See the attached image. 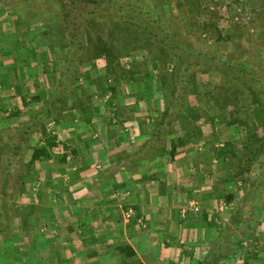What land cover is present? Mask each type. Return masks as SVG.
Here are the masks:
<instances>
[{"label":"crops","instance_id":"obj_1","mask_svg":"<svg viewBox=\"0 0 264 264\" xmlns=\"http://www.w3.org/2000/svg\"><path fill=\"white\" fill-rule=\"evenodd\" d=\"M2 48L0 163L3 164L7 159L1 152L17 134L22 119L38 103L34 99L40 96L43 101L48 94L51 99L61 83L63 61L60 64L51 60V57L57 59L56 55L50 47H42L38 42L23 45L12 41ZM97 94L92 92L90 102L84 103L85 112L73 109L76 100H83L82 95L69 98L67 108L59 119L50 120L47 129L58 137L59 146L54 155L35 162L29 175H21L26 188L30 178L32 183L28 188H32L26 191H31L33 198L26 213L23 211L28 219L21 223V231L24 235L32 230L39 234L24 238L19 234L18 247L23 254L15 264L32 261L34 264H187L188 257L197 259V264L218 259L223 264V257L212 255L220 237L214 238V229L210 227L215 216L214 205L207 203L201 210L197 201V158L186 157V151H182L195 147L197 139L179 147L174 158L169 154V140L164 153L154 157L136 156L151 140L155 126L139 124L130 134L131 127L126 129V126L138 120L137 111L119 116L120 120L112 118V123L119 122L123 127L112 124L102 128L99 106L91 107ZM142 115L148 116L149 112ZM129 135L136 136V141L132 140L135 146L127 140ZM108 140L113 143L111 147L106 145ZM111 167L113 172L105 177ZM202 192L204 202H210L211 191L208 195L205 189ZM54 197L57 199L52 200ZM31 213L35 215L34 223L29 219ZM44 217L46 222H40ZM255 233L261 236L256 241L259 244L255 243L258 249L252 257L249 254L244 259L250 264H264V222ZM119 246H129L134 254L121 253ZM196 248L201 250L199 256Z\"/></svg>","mask_w":264,"mask_h":264},{"label":"trees","instance_id":"obj_2","mask_svg":"<svg viewBox=\"0 0 264 264\" xmlns=\"http://www.w3.org/2000/svg\"><path fill=\"white\" fill-rule=\"evenodd\" d=\"M242 1L246 3L245 5L251 6L252 19L249 23L257 22L258 25L263 26L264 0ZM169 2L168 0H154V2L152 0H15V5L20 8L14 9V11L19 15L23 11L22 6L27 3L38 7V11L36 13L26 8V11L33 14V16H26L20 24V29L25 27L26 31L24 30V33L21 34L17 26V30L15 29L17 33L6 32V42L13 41L18 44L21 37H26L28 44L31 42L45 43V46L54 50L55 54L59 50L65 51L66 54L62 59L61 83L52 98L45 103L41 113L35 114L34 117L29 118V121L20 124L17 134L3 152L7 162L2 164L4 170L0 173V204L7 200L8 207L12 209L14 205L12 190L14 191L20 182L21 191H23L25 181L20 176L21 161L28 153H30V158L24 164L26 165V176L30 174L31 167L35 162L49 159L54 155L59 146L58 137L49 133L47 129L50 120L59 119L67 108L69 98L85 95L86 84L87 87L90 86L87 92L91 91L90 88H96L92 92L99 91L98 93L102 97L109 96L107 105L114 108L117 105L112 103V98L117 95L119 84L123 80L141 83L143 78L136 76L139 73L144 75L146 72L145 74L151 77L148 63L152 59L155 61L154 57H160L158 62L163 65L160 68L161 74L158 76L161 87H167V82H171V86L165 89L168 97L165 110L157 108L160 115L157 119H153L155 128L152 138L146 142V145L136 156L154 157L165 151L166 143L169 140L171 144L169 154L174 158L179 147L184 146L191 139H197L198 134L196 136L194 123L206 114H202L198 108L188 106V95L200 96L197 79L199 74H203L216 75L219 78L213 95L207 97V100L217 108L216 113L224 114L231 107L230 111L234 120L230 123L239 124L246 132V139L241 142L240 148L244 149L248 157L247 160L250 164L248 167L251 168L250 166L260 159L261 153L264 152V136H259L255 131L260 125L264 130L263 30L256 32V35L259 33V36L255 39V44L245 46L240 39L242 36L238 35L244 34L239 25H237V31L234 30L227 35L223 34L218 25L219 11L216 7H212L203 0H184L182 1L183 5H177V8L180 10L181 7H188L192 16V24L197 26V32H200L201 35L206 34L218 42H232L239 53L235 58L196 50L186 43L180 34L169 29L170 26L167 22L169 20L164 17V9ZM77 3L82 5L81 11L77 8L73 9ZM48 5L54 6L52 8L54 12L39 11L43 6ZM74 10L80 12L73 13ZM33 27H37V29L34 30ZM137 54L144 58V62L141 64L135 62L137 65L131 62L130 68L121 65V58ZM56 57L57 59L51 57V60L57 62L60 56L56 54ZM100 59L106 62L100 72L96 73L95 70H92L91 76L90 72H82V67H88L89 70ZM167 63H172L173 67L169 75L167 66H164ZM137 68L138 70H136ZM83 77L85 78L84 85L80 84ZM40 98L38 96L34 100L40 102L42 101ZM76 101L77 104L75 103L73 109L85 112L87 105L80 99ZM184 108H187V115L184 118L194 126H183V131L180 132L176 125L181 119V110ZM143 124L147 125L145 122ZM42 140L44 141L43 145L41 144ZM222 147L216 151L217 158L221 161L226 157L229 158L227 167L231 170L232 158L239 155L235 150L237 146L228 142L224 143ZM66 153L63 154L64 158L67 156ZM73 153L76 154L75 151ZM108 171L105 177H109L110 172H113V167ZM235 171L233 172L234 177L246 172L242 165ZM254 187L257 189L254 194L236 203L230 224L222 230L213 247V257L218 255L221 257L222 254L218 249L222 246L226 234L231 233L234 226L238 227V233L235 234L233 244L240 246L239 248L243 247L244 241L251 240L252 233L257 231L260 222H253L255 214H249L244 209V204L246 200L248 202L257 201L258 204L254 209L260 212L264 211V172ZM225 199L228 204L234 203L236 195L234 193L225 195ZM247 214L250 216L247 217L246 225L243 219ZM5 223L0 217V234L2 235L9 231L8 228L3 229ZM240 233L245 234L246 237L241 238ZM10 251V257H7L9 259L4 258L3 264H8L9 261L10 264H15L23 254L18 246L11 248ZM119 251L128 255L134 254L129 246H119ZM209 262L212 261L207 260L200 264Z\"/></svg>","mask_w":264,"mask_h":264},{"label":"rangeland","instance_id":"obj_3","mask_svg":"<svg viewBox=\"0 0 264 264\" xmlns=\"http://www.w3.org/2000/svg\"><path fill=\"white\" fill-rule=\"evenodd\" d=\"M11 1V2H10ZM154 2V0H152ZM170 1L167 6H165L164 9V17L165 19L169 20L167 21L169 24V29L171 31L177 32L180 34L186 43H188L190 46H192L196 50L204 51V52H211L214 54H219L224 57L232 56V57H238V51L236 50L237 47L234 45V43L229 42H218L213 38H210L208 35L203 34L201 35L200 32H197V26L192 24V16L189 13L188 7H181L180 10L177 8V5H183L182 1L184 0H168ZM187 1V0H186ZM207 2V4L211 5L212 7H216L218 9V16L219 21L218 25L219 28L222 30L224 35L230 34L234 30L237 31V25L240 26L241 30L243 31V35L238 34L239 36H242L241 42L245 46H249L251 44H255V39L259 36V33L256 32L259 30H263L264 32V25L260 26L257 22L251 24L249 23L252 19V14H250V7L249 5H245L246 3L242 0H203ZM7 2H10L9 4ZM82 5L80 3L75 4L74 8H77V10H80V7ZM23 7V11H21V15H19L14 9L18 10L20 7L15 5V0H0V49H3L2 47L6 45V32L11 31L12 34L17 33V26L21 34L24 33V30L26 31L25 27H22L20 29V24L23 22L25 17H29V15L33 16L32 13L26 11L27 9H30L29 11L36 12L38 11V7H34L33 4L27 3ZM211 7V8H212ZM54 6L48 5L43 6L42 9H39V11H44L46 13L54 12L52 10ZM72 8V7H71ZM74 10L75 12H80ZM26 11V12H24ZM205 20V18H204ZM34 28V27H33ZM235 28V29H234ZM263 28V29H260ZM16 29V30H15ZM37 29V27L34 28V30ZM3 39V40H2ZM239 40V39H237ZM239 42V41H238ZM39 43V42H38ZM20 44L26 45L27 40L26 37L20 39ZM40 46L45 47V43H39ZM42 50V49H41ZM58 51V50H57ZM44 52V51H42ZM54 55L60 56L58 58V62L61 64L63 57H65V51L59 50L58 52H54ZM50 54V53H48ZM153 58V56H152ZM155 61H152V59L148 63V70L151 71V77L148 76V74L144 75L139 73L136 74V76L139 78H143L141 80V83H134L129 82L127 80H123L119 86H118V93L117 95H114V98H112V103L114 105H117L114 108H110L107 103L109 102V98H104L98 93V97H94V99L91 101L93 102L91 107L99 106V109L101 111V123L100 126L105 127L107 125H117L119 127H123L124 124L112 123L111 120L114 118H117L120 120L121 118L119 116H122L124 114L128 115L133 112L138 113V120H134V122L131 124H127L126 129L129 127L130 130L128 132L134 133V126L139 125L140 126H153V119H157L160 115V111L157 112V108L159 110H165L166 104L168 102V97L166 95V90L169 86H171V82H167V87L164 88V86L161 87V83L159 81V74H161V69L163 67L162 63L158 62V59L160 57H154ZM121 65L125 66L126 68H130L131 62H133L135 65L137 63L144 62V58L141 55H134L130 57H123L120 60ZM154 62V63H153ZM58 63V64H59ZM106 62L103 59L97 60L92 68L88 70V67H82V72L88 73L95 70L101 71ZM164 66L168 68L167 74L169 75L170 72H172L171 68L172 63L164 64ZM144 68V67H142ZM138 70V68L136 69ZM143 73V72H142ZM93 75V74H92ZM91 78V77H90ZM102 80V79H101ZM198 81V91L200 92L199 95L195 94H189L188 95V106L200 109L202 114V119L200 118L198 121L194 123L195 125V131L197 136V141L195 142V147L186 151V157L191 158H197V165L195 167V171L197 170V201L199 202V206H206L212 204L214 205V211L215 216L213 219H211L212 224H210V227H213L211 229L213 231V237L216 238L220 236L222 230H224L226 225L228 226L230 224L231 216L233 212L235 211V205L237 202L245 200L247 196L254 194L257 190L256 187H254L255 184H257V181L260 180V177L262 176L264 172V152H262L260 159L256 160L253 165L248 167V160L247 155L245 154L244 149L241 150L240 144L245 140L246 132L243 127H241L239 124L230 123V121L233 119V114L230 111L231 107H229L224 114L216 113L217 108L213 105L211 101L207 100L208 96H212L214 93V87L219 83V78L216 75L208 76L199 74V77L197 79ZM104 81V79H103ZM170 81V80H169ZM83 85L85 84V78H82ZM56 84V81H55ZM86 88L84 90L86 91L85 95H82L83 102L86 103L89 101L88 98L91 97L92 91H94L96 88H90V92H87L88 88L85 84ZM99 92V91H98ZM94 94V92H93ZM48 96L43 98V101L38 102L35 104L34 107L31 108V111H29L28 115L22 119L21 124L24 122L29 121V118L35 116V114L41 113L43 111V106L45 103H47L50 99ZM93 96V95H92ZM102 97V98H101ZM64 99V97H63ZM98 100V101H96ZM102 100V102H101ZM90 102V101H89ZM80 110V109H79ZM80 112H82L80 110ZM149 112L148 116L142 115L144 113ZM182 116L181 119L178 120L176 128L178 131H183V126H194L192 123L187 121L184 117L187 115V108L182 109ZM153 115L151 117L150 115ZM113 118V119H112ZM139 121V122H138ZM256 121L257 118H256ZM111 122V123H110ZM18 123V124H20ZM17 124V123H15ZM259 125V124H258ZM122 130V129H120ZM137 130V129H136ZM199 132H198V131ZM125 132V131H124ZM123 132V133H124ZM259 136H264V130L263 127L260 125L257 127L255 131ZM127 133V132H126ZM128 134V133H127ZM113 135V134H112ZM111 135V137H112ZM134 136V137H132ZM115 137V136H113ZM135 135H129L130 144L132 146L135 144L132 142V140L136 141ZM117 138V137H116ZM110 140L106 141V145L108 147H111L110 144L113 145V143H108ZM232 143L236 144L237 152L239 153L238 157L232 158V167L231 170H236V168L240 167L242 165L244 167V170L246 172L235 175L231 171L230 168L227 167V158L223 161L219 160L216 155V151L220 148H223L224 143ZM130 150V149H129ZM125 151H128L125 149ZM187 151L189 153H187ZM3 154V150L1 152ZM164 153V152H163ZM179 154V153H178ZM30 158V153H28L23 161H21L22 167L20 170V176L26 174V165H24ZM0 173L3 172L4 168L2 166V163H0ZM250 165V164H249ZM6 166V165H5ZM192 168V165L190 166ZM191 171H194L193 169ZM236 174L237 171H235ZM240 172V171H239ZM1 177V176H0ZM27 178V177H25ZM234 178V179H232ZM30 178H27V182L32 183L29 181ZM247 181V182H244ZM28 186V187H29ZM27 187V188H28ZM22 186L19 184L15 188V190H12V193H14L13 196V208L10 209L7 205V200L4 198V202H1L0 204V217L2 218L3 222L5 223L3 226V229L8 228L9 231L2 235L0 234V264H3V259H9L7 257H10V249L16 248L19 244V234L24 235V232L21 231V223L25 220L27 221V216L24 214L26 213V208L29 206L30 202H33V198L31 197V191L27 193L26 187L23 188L24 191H21ZM32 188V187H31ZM31 188H28L31 190ZM27 189V190H28ZM205 189L207 191V195L209 194V191H211V199L208 201L210 202H204L203 199V192L202 190ZM202 193V194H201ZM234 193L236 195V201L234 203L228 204L225 195ZM264 193V191H263ZM58 194V193H56ZM199 194H201L199 196ZM206 196V195H205ZM204 196V197H205ZM50 198V197H48ZM47 198V200H48ZM3 199V198H1ZM57 199L54 197L52 200ZM57 203H59L57 201ZM55 203V205L57 204ZM258 204L256 201H249L246 200V203L244 204V209L249 214H255L254 221L253 222H264V211L260 212L258 210H255V205ZM263 204H264V195H263ZM54 203H51V206L53 207ZM25 210V211H24ZM42 210H47L42 208ZM24 211V212H23ZM247 214L245 219V223L247 222V217L250 216ZM34 214L31 213L29 216V219L32 220V223H34ZM209 216V215H208ZM47 217L42 218L43 220L40 222H46ZM8 221V223H7ZM210 222V219L208 220V223ZM225 222V223H224ZM254 224V223H253ZM247 225V223H246ZM241 227V226H239ZM244 230V229H243ZM12 231V232H11ZM27 232V231H26ZM31 233V234H30ZM38 233V232H36ZM35 231L32 230L27 233V235L33 237L36 235ZM238 233V227L234 226L232 228V232H228L226 236L224 237V242L221 247H219L218 250H220L221 258L223 257V264H250L247 263V261L244 259L247 255L250 254L252 257V254H255L254 251L258 249V246H256V241L259 242V237L256 233H252L253 237L251 240H246L244 242V245L242 248H239L240 246L233 244V240L235 238V234ZM39 234V233H38ZM20 235V236H21ZM27 235L22 236L23 238ZM241 238H245L246 235L240 233ZM216 240V239H215ZM257 243V244H255ZM32 247L33 245L30 244ZM11 246V247H10ZM257 247V248H256ZM199 252L196 248V256H199ZM193 254H188V256L192 257ZM2 256V257H1ZM13 257V256H12ZM219 257V255L217 256ZM187 264H197V259L193 261V259H190L189 257L185 261ZM210 263V262H209ZM207 263V264H209ZM30 264H34L32 261ZM184 264V263H183ZM210 264H222L218 260L212 261Z\"/></svg>","mask_w":264,"mask_h":264},{"label":"built area","instance_id":"obj_4","mask_svg":"<svg viewBox=\"0 0 264 264\" xmlns=\"http://www.w3.org/2000/svg\"><path fill=\"white\" fill-rule=\"evenodd\" d=\"M197 211H199L198 207H197Z\"/></svg>","mask_w":264,"mask_h":264}]
</instances>
